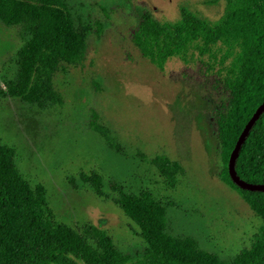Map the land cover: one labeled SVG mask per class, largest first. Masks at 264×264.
<instances>
[{
	"label": "rangeland",
	"instance_id": "rangeland-1",
	"mask_svg": "<svg viewBox=\"0 0 264 264\" xmlns=\"http://www.w3.org/2000/svg\"><path fill=\"white\" fill-rule=\"evenodd\" d=\"M185 1L207 10L206 0H63L77 24L99 22L103 34L88 36L82 66L55 77L63 105L41 109L18 98L0 99V141L15 148L31 184L46 187L49 206L65 224L96 225L123 252L139 253L145 247L140 229L114 202L111 185L148 190L166 206L168 232L190 235L229 261L251 245L263 222L218 178L222 163L213 115L224 95L199 66L174 59L161 70L132 42L143 12L175 19ZM21 45L18 29L0 21L3 88L16 72L8 58ZM94 113L109 140L92 129ZM159 155L184 170L174 188L150 162ZM91 171L102 176L108 198L81 180V172Z\"/></svg>",
	"mask_w": 264,
	"mask_h": 264
},
{
	"label": "trees",
	"instance_id": "trees-1",
	"mask_svg": "<svg viewBox=\"0 0 264 264\" xmlns=\"http://www.w3.org/2000/svg\"><path fill=\"white\" fill-rule=\"evenodd\" d=\"M204 5L207 10L185 1L175 19L143 12L132 42L161 70L174 59L199 66L213 90L223 93L213 115L222 163L218 178L263 222L251 245L226 261L196 238L168 232L166 206L152 192L132 193L112 184L114 202L139 227L145 242L139 253L123 252L101 227L80 228L59 220L46 187L31 184L17 165L15 148L0 141V264H264V191L241 188L229 173L236 143L264 102V0H206ZM0 21L16 27L22 42L8 58L16 72L5 88L0 86V99L18 98L41 109L63 105L55 77L84 64L88 36L100 37L102 24H77L63 0H0ZM98 117L93 114L91 127L109 140ZM150 162L169 187L184 172L164 155ZM235 168L244 181L264 184V112L246 137ZM79 176L96 195L109 197L98 172Z\"/></svg>",
	"mask_w": 264,
	"mask_h": 264
},
{
	"label": "water",
	"instance_id": "water-1",
	"mask_svg": "<svg viewBox=\"0 0 264 264\" xmlns=\"http://www.w3.org/2000/svg\"><path fill=\"white\" fill-rule=\"evenodd\" d=\"M264 112V102L258 107V109L253 114L252 118L249 120L245 128L243 129L236 146L231 154L230 161H229V173L232 178V180L241 188L251 190V191H264V184H256V183H249L244 181L240 178V176L236 172V160L238 157V154L240 152V149L248 136L249 132L251 131L252 127L256 123V121L259 119L261 114Z\"/></svg>",
	"mask_w": 264,
	"mask_h": 264
}]
</instances>
